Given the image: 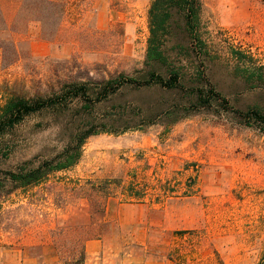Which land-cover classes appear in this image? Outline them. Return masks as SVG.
<instances>
[{
  "label": "rangeland",
  "instance_id": "1",
  "mask_svg": "<svg viewBox=\"0 0 264 264\" xmlns=\"http://www.w3.org/2000/svg\"><path fill=\"white\" fill-rule=\"evenodd\" d=\"M154 1L4 0L0 109L15 95L138 76ZM200 1L207 78L235 110L264 114V0ZM160 36L198 81L174 36ZM196 102L125 88L93 111L51 108L10 131L0 140V264H264V129ZM86 123L117 133L90 137L75 166L15 188L10 172L57 156ZM129 125L139 127L121 131ZM111 180L122 187L106 199ZM130 184L145 197L126 200Z\"/></svg>",
  "mask_w": 264,
  "mask_h": 264
},
{
  "label": "trees",
  "instance_id": "2",
  "mask_svg": "<svg viewBox=\"0 0 264 264\" xmlns=\"http://www.w3.org/2000/svg\"><path fill=\"white\" fill-rule=\"evenodd\" d=\"M200 0H155L150 9V33L148 50L144 69L138 76L132 77L119 74L110 79H104L90 86L85 83H70L62 90L49 96H36L32 99L15 95L0 109V140L22 124L28 117L40 114L51 108L58 110L68 109L75 103L93 111L94 107L106 102L125 88H159L168 92H181L196 98V107L202 105L211 107L218 104L226 111L233 112L247 122H256L264 129V114L258 110L242 112L231 107L230 102L213 86L207 78V63L204 44L198 38L197 24ZM7 26L5 15L0 3V32ZM160 32L174 36L176 44L174 51L178 56L185 55L186 61L195 64L198 72V81L188 80L182 73L184 66L179 67L180 61L174 63L169 57V47L161 39ZM173 49V48H171ZM171 60V61H170ZM197 81V82H195ZM146 126L155 124L154 120H146ZM136 126H127L122 132L138 129ZM141 129V128H139ZM110 128H98L94 123H86L79 128L64 150L53 158H45L40 162L30 161L10 172L9 180L16 189L29 188L43 183L48 176L56 171L67 170L75 166L82 155L85 142L99 133H117ZM105 198L115 197L114 185L121 188L122 180H111L107 183ZM126 200L139 201L145 196L141 189L136 190L135 184L122 188L120 193ZM102 217L104 213L102 211Z\"/></svg>",
  "mask_w": 264,
  "mask_h": 264
},
{
  "label": "crops",
  "instance_id": "3",
  "mask_svg": "<svg viewBox=\"0 0 264 264\" xmlns=\"http://www.w3.org/2000/svg\"><path fill=\"white\" fill-rule=\"evenodd\" d=\"M0 3H1V7L3 9L4 15H5L4 0H0ZM5 19H6V15H5ZM6 23H7V21H6ZM110 198H112V197H110ZM97 245L98 244H91V246L90 245L89 246H86V248H87L88 251H91L92 252V248L96 247Z\"/></svg>",
  "mask_w": 264,
  "mask_h": 264
}]
</instances>
